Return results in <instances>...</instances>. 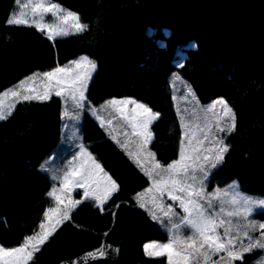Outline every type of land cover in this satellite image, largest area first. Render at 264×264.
<instances>
[{
	"label": "trees",
	"instance_id": "obj_1",
	"mask_svg": "<svg viewBox=\"0 0 264 264\" xmlns=\"http://www.w3.org/2000/svg\"><path fill=\"white\" fill-rule=\"evenodd\" d=\"M52 1L79 15L80 33L51 38L12 23L17 0H0V94L87 55L97 67L89 105L130 97L157 112L151 149L167 165L182 141L170 83L179 71L200 102L222 97L235 114L211 187L238 181L242 191L264 197V0ZM62 106L57 95L21 101L0 120V244L6 248L34 234L53 204L44 162L61 151ZM81 134L118 189L103 207L83 201L26 264H170L144 249L169 238L136 201L149 178L88 112Z\"/></svg>",
	"mask_w": 264,
	"mask_h": 264
},
{
	"label": "rangeland",
	"instance_id": "obj_2",
	"mask_svg": "<svg viewBox=\"0 0 264 264\" xmlns=\"http://www.w3.org/2000/svg\"><path fill=\"white\" fill-rule=\"evenodd\" d=\"M10 21L35 26L51 38L84 28L76 12L52 0H17ZM96 68L91 57L81 55L50 71L35 72L0 94V120L21 101L57 95L63 105L61 151L44 162L53 179V204L23 244H0V264H26L83 201L103 207L117 191L113 177L82 139L85 112L97 118L150 180L136 201L166 228L169 238L146 242L148 256H165L170 264H264V197L242 191L238 181L210 184L235 127V114L226 100L202 103L179 71L171 74L182 141L178 158L164 165L151 149L157 112L130 97L89 105L87 90Z\"/></svg>",
	"mask_w": 264,
	"mask_h": 264
}]
</instances>
